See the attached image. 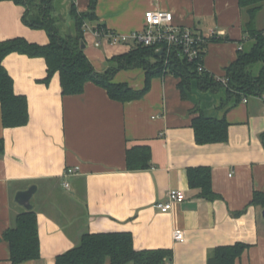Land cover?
I'll use <instances>...</instances> for the list:
<instances>
[{
    "label": "crops",
    "instance_id": "obj_1",
    "mask_svg": "<svg viewBox=\"0 0 264 264\" xmlns=\"http://www.w3.org/2000/svg\"><path fill=\"white\" fill-rule=\"evenodd\" d=\"M75 2L79 13L91 3ZM97 2L98 19L84 24L85 54L97 73L106 72L115 56L128 54L137 44L97 45L96 31L105 27L122 36L142 31L149 10L171 12L176 26L208 38L203 56L212 77H225L239 52L253 45L244 26L248 12L239 0ZM61 3L54 16L73 27L70 0ZM258 11L255 25L264 32V2ZM24 15L23 6L0 0V42L20 37L48 44V33L26 26ZM3 62L14 90L28 100L30 122L5 128L0 105V264H13L4 233L27 212L15 198L32 186L37 188L31 204L41 257L22 264H56L84 234L105 232L132 234L138 251L170 250L173 259L166 264H208L217 249L239 243L249 248L235 264H264V208L252 205L254 194L264 192V95L229 96L224 87L203 90L193 80L184 98L181 78L167 74L154 78L143 98L126 103L114 101L92 82L82 94L67 96L58 73L46 83L44 58L14 53ZM146 73L121 70L113 82L142 90ZM202 114L228 122L226 142H196L192 123ZM145 146L151 166L128 170V152ZM74 167L80 171L65 177ZM203 167L212 170L215 200L189 185L188 170ZM175 189L185 193V201L161 212L158 204ZM177 229L184 231V242L174 240Z\"/></svg>",
    "mask_w": 264,
    "mask_h": 264
},
{
    "label": "trees",
    "instance_id": "obj_2",
    "mask_svg": "<svg viewBox=\"0 0 264 264\" xmlns=\"http://www.w3.org/2000/svg\"><path fill=\"white\" fill-rule=\"evenodd\" d=\"M25 8L24 24L34 30L48 33V44H36L24 38L0 42V105L5 128L23 127L29 124V104L25 96L14 90L15 82L4 66V59L14 53L31 58H44L47 63L46 83H50L58 73L61 77L63 95H80L85 91L87 82L105 88L114 101L124 103L143 98L150 89L151 81L159 76L174 74L181 78L179 83L185 98L187 90H191V82L196 80L203 90L223 87L210 74L199 73L195 63L181 59L176 54L168 58L166 54L157 56L156 47L135 45L128 54L115 56L111 66L104 73H97L91 60L87 58L82 42H85L84 24L87 20L96 21L97 0H90L88 11L79 13L75 0H70V16L74 26L66 27L64 17H55L56 0H9ZM264 0H239L240 8L248 12L245 32L253 45L239 52L236 61L227 68L226 78L229 87L228 95L262 96L264 95V32L256 28L255 20ZM100 30H107L105 27ZM98 29V30H99ZM144 69L146 73L145 87L135 90L127 84L114 83L118 71ZM225 88V87H224ZM228 122L210 118L202 114L195 118L192 127L198 144H215L226 142L228 138ZM3 140H0L2 154ZM128 170H145L151 166L150 149L134 147L128 154ZM189 185L200 189L201 196L215 200L211 184L212 170L209 168H191L188 170ZM252 205L264 208V192L254 194ZM15 225L4 233V240L9 244L11 262L22 264L41 257L40 236L36 211L20 213ZM249 248L244 244L220 247L213 254L208 264H235L241 254ZM172 252L168 249L138 251L133 244L130 233H87L84 234L77 247L56 258V264H166L172 260Z\"/></svg>",
    "mask_w": 264,
    "mask_h": 264
},
{
    "label": "built area",
    "instance_id": "obj_3",
    "mask_svg": "<svg viewBox=\"0 0 264 264\" xmlns=\"http://www.w3.org/2000/svg\"><path fill=\"white\" fill-rule=\"evenodd\" d=\"M145 22L142 31L134 32L128 36H122L115 31L97 30L96 37L97 45L102 41L108 42L111 45L125 44L129 40L134 43L144 44L145 46L156 47V51H163L169 58L172 54H176L183 60L195 63L199 73L210 74L205 66L204 49L209 42L208 38L201 33H196L189 28H181L174 24V14L162 10H149L145 12ZM86 25V24H85ZM211 75V74H210ZM214 80L229 87V80L226 77H213ZM248 99H245L247 102ZM80 171V167L69 168L65 171V177H73ZM64 188L69 189L70 184L64 181ZM185 193L182 190H171L167 194V201L158 204L161 212H170L176 204H181L185 201ZM186 239L185 233L181 229L174 232V240L184 242Z\"/></svg>",
    "mask_w": 264,
    "mask_h": 264
},
{
    "label": "water",
    "instance_id": "obj_4",
    "mask_svg": "<svg viewBox=\"0 0 264 264\" xmlns=\"http://www.w3.org/2000/svg\"><path fill=\"white\" fill-rule=\"evenodd\" d=\"M81 45H82V49L85 50V48H86L85 43L82 42ZM162 54H163V51L160 50L157 53L156 57L160 56ZM36 192H37L36 186H32L27 191H20V192H18V194L15 198V202L17 204L23 206L27 211H33V205L31 204V202H32V198L36 194ZM263 215H264V212H263Z\"/></svg>",
    "mask_w": 264,
    "mask_h": 264
},
{
    "label": "rangeland",
    "instance_id": "obj_5",
    "mask_svg": "<svg viewBox=\"0 0 264 264\" xmlns=\"http://www.w3.org/2000/svg\"><path fill=\"white\" fill-rule=\"evenodd\" d=\"M61 2H63V0H57L56 3H58V6H60V4H62Z\"/></svg>",
    "mask_w": 264,
    "mask_h": 264
}]
</instances>
